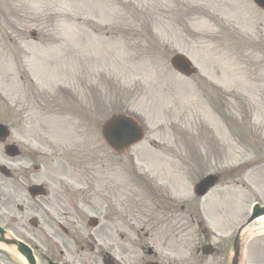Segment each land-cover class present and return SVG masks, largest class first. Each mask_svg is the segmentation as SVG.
<instances>
[{"label": "rangeland", "instance_id": "374dc122", "mask_svg": "<svg viewBox=\"0 0 264 264\" xmlns=\"http://www.w3.org/2000/svg\"><path fill=\"white\" fill-rule=\"evenodd\" d=\"M177 52L194 75L171 67ZM120 112L136 117L145 136L118 158L101 127ZM0 122L20 123L29 138L19 158L0 145V165L12 173H0V224L11 228L3 214L16 216L19 237H47L57 252L49 236L59 238V225L74 226L78 215L83 226L96 180L110 174L124 184L125 170L129 183L172 180L176 199L199 202L210 241L228 246L234 234L225 232L255 202L264 205V12L251 0H0ZM211 172L219 182L196 197L192 182ZM33 183L50 192L31 199ZM204 237L195 226L193 246ZM0 264L24 262L0 249ZM242 264H264V233L242 242Z\"/></svg>", "mask_w": 264, "mask_h": 264}, {"label": "flooded vegetation", "instance_id": "af4514ba", "mask_svg": "<svg viewBox=\"0 0 264 264\" xmlns=\"http://www.w3.org/2000/svg\"><path fill=\"white\" fill-rule=\"evenodd\" d=\"M18 105L19 102H16V108ZM57 108L62 124V88ZM22 111L19 110L18 114ZM25 113L19 116L25 117ZM13 129L17 134L13 143L23 145L20 138L25 132L21 124L17 123ZM121 179L124 184H113V175L108 174L100 184L93 186L92 221L87 217L81 226L83 219L78 215L74 226L62 224L58 257L48 249L46 243L40 241V244H36L34 236L28 240L35 249L43 245L47 247L49 255L45 254L44 259L60 264H209L204 255L191 248L195 224V205L192 201L174 199L167 181H164L167 189L157 186L146 195L141 184L129 183L125 170ZM17 223V218L13 217L14 232ZM146 240L152 241L153 247H146ZM159 240L171 241L172 246L164 245L165 249L161 250L158 248ZM215 251L218 258L214 264H221V259L227 255V247L218 241Z\"/></svg>", "mask_w": 264, "mask_h": 264}, {"label": "water", "instance_id": "95a60500", "mask_svg": "<svg viewBox=\"0 0 264 264\" xmlns=\"http://www.w3.org/2000/svg\"><path fill=\"white\" fill-rule=\"evenodd\" d=\"M254 2L264 10V0H254ZM172 65L178 69L180 72L190 75L194 73V69L191 67L190 61H188L183 55L177 54L171 60ZM1 129V127H0ZM102 135L105 141L113 147L116 151L122 152L124 149L128 148L131 144L139 141L143 132L142 129L138 126V123L130 117L125 115H114L109 118L103 126ZM11 148V147H10ZM9 148V149H10ZM10 154L14 155L15 152L10 150ZM216 181L215 176H208L202 182L196 186L197 194H204ZM32 193L38 194L41 193L39 187H32ZM264 214V207L260 208L258 205L254 207V212L250 220L255 217ZM0 233H3V230L0 228ZM0 240L1 237H0ZM18 250L24 255L30 264H33L32 256L29 249L23 245L18 244ZM237 245L235 250H237ZM235 264V262H234Z\"/></svg>", "mask_w": 264, "mask_h": 264}, {"label": "bare ground", "instance_id": "6f19581e", "mask_svg": "<svg viewBox=\"0 0 264 264\" xmlns=\"http://www.w3.org/2000/svg\"><path fill=\"white\" fill-rule=\"evenodd\" d=\"M262 232H264V216L258 217L250 225L245 227L241 233V239L248 240Z\"/></svg>", "mask_w": 264, "mask_h": 264}]
</instances>
